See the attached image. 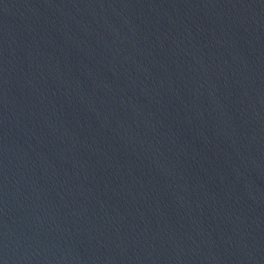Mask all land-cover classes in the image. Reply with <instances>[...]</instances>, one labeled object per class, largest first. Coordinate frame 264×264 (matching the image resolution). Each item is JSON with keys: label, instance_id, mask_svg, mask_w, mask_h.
I'll list each match as a JSON object with an SVG mask.
<instances>
[{"label": "water", "instance_id": "obj_1", "mask_svg": "<svg viewBox=\"0 0 264 264\" xmlns=\"http://www.w3.org/2000/svg\"><path fill=\"white\" fill-rule=\"evenodd\" d=\"M0 264H264V0H0Z\"/></svg>", "mask_w": 264, "mask_h": 264}]
</instances>
